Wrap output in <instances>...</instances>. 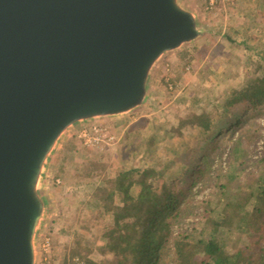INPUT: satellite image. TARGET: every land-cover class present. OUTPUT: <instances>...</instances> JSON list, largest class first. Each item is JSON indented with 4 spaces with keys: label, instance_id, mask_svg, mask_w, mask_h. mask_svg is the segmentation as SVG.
<instances>
[{
    "label": "water",
    "instance_id": "obj_1",
    "mask_svg": "<svg viewBox=\"0 0 264 264\" xmlns=\"http://www.w3.org/2000/svg\"><path fill=\"white\" fill-rule=\"evenodd\" d=\"M199 35L180 0H0V264H36L62 133L142 105L157 60Z\"/></svg>",
    "mask_w": 264,
    "mask_h": 264
},
{
    "label": "rangeland",
    "instance_id": "obj_2",
    "mask_svg": "<svg viewBox=\"0 0 264 264\" xmlns=\"http://www.w3.org/2000/svg\"><path fill=\"white\" fill-rule=\"evenodd\" d=\"M180 4L194 13L200 35L157 60L148 77L143 104L123 114L76 122L54 146L37 186L46 207L34 239L36 264H72L71 260L65 263V259L75 238L91 234L97 245H103L102 237L111 233L114 224L110 218L99 216L98 208L85 205L89 190L84 176L92 161L103 160L109 165L99 178L93 177L100 185L111 175L132 167L148 170L153 181H157V171H164V184L176 170L175 165L167 170L162 166L176 140H170L163 129L153 126L166 122L177 125L181 118L194 112L209 111L225 100L230 88L250 76H264V0H224L211 10L206 0H180ZM185 53L191 60H186ZM236 116L241 119L238 125ZM230 125V131L211 140L224 149L220 157L218 153L213 155L210 178L199 180L192 187L188 196L191 203L182 206L173 227L176 232L210 225L197 201L208 197L217 178L226 179L233 170V187L241 184L252 190L253 180L264 173V105L241 107L230 119ZM192 133L200 131L186 130V136ZM236 138L245 148L238 162L231 149ZM191 140L197 144L193 135ZM62 161L64 170L59 168ZM253 202L249 201L247 210ZM236 229L227 236V252L247 242L248 251L255 255L261 246L264 248V230L260 234L238 235ZM77 252L94 261L101 258L83 244L78 245Z\"/></svg>",
    "mask_w": 264,
    "mask_h": 264
},
{
    "label": "trees",
    "instance_id": "obj_3",
    "mask_svg": "<svg viewBox=\"0 0 264 264\" xmlns=\"http://www.w3.org/2000/svg\"><path fill=\"white\" fill-rule=\"evenodd\" d=\"M185 57L188 61L192 58ZM228 91L225 100L209 111L194 112L181 118L177 125L166 122L153 126L163 129L170 140H176L162 165L165 170L175 165L176 170L164 184L161 177L164 171H157V181H153L148 170L132 167L111 175L100 185L93 177L99 178L109 165L103 160L91 162L84 185L99 207V216L110 218L114 227L109 235L102 237L103 245H97L91 234L75 238L65 263L71 260L73 264L77 258L82 264H264L262 246L256 255L248 251V242L238 245L231 253L224 248L227 236L235 227L238 235L260 234L264 230V173L253 180L252 190L244 189L241 184L233 187L236 178L233 170L226 179L217 178L208 197L197 201L210 225L184 232L173 229L182 206L191 203L188 196L192 187L199 180L210 178L214 153H218L217 157L222 154L223 146L211 140L231 130L230 119L235 118L241 107L264 105V76H250ZM236 119L238 125L241 119L239 116ZM194 128L200 131L192 133L197 138L196 145L192 143V135L186 136V130ZM231 149L238 162L245 151L240 138H236ZM64 166L62 161L59 168L64 170ZM251 199L254 202L247 210ZM79 244L89 246L101 258L94 261L88 255H80Z\"/></svg>",
    "mask_w": 264,
    "mask_h": 264
},
{
    "label": "built area",
    "instance_id": "obj_4",
    "mask_svg": "<svg viewBox=\"0 0 264 264\" xmlns=\"http://www.w3.org/2000/svg\"><path fill=\"white\" fill-rule=\"evenodd\" d=\"M224 0H206L207 2V8L208 9H213L214 7H216L217 4H219L220 2H222ZM49 246V241L46 240L45 241V248L47 249V247ZM73 264H82L81 261H79L77 258L74 260V263Z\"/></svg>",
    "mask_w": 264,
    "mask_h": 264
},
{
    "label": "crops",
    "instance_id": "obj_5",
    "mask_svg": "<svg viewBox=\"0 0 264 264\" xmlns=\"http://www.w3.org/2000/svg\"><path fill=\"white\" fill-rule=\"evenodd\" d=\"M82 196H84L83 193H82L81 197ZM94 203H96V202L95 201H92L91 198H90V196H89V193H87L86 194V202H85V205L87 204V206H90V207L93 206L94 209L95 208H98L99 209V207H96Z\"/></svg>",
    "mask_w": 264,
    "mask_h": 264
}]
</instances>
